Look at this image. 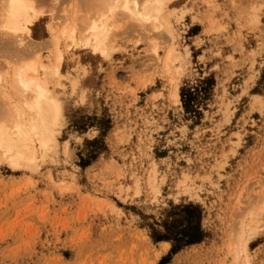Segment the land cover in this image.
I'll use <instances>...</instances> for the list:
<instances>
[{
	"label": "rangeland",
	"instance_id": "374dc122",
	"mask_svg": "<svg viewBox=\"0 0 264 264\" xmlns=\"http://www.w3.org/2000/svg\"><path fill=\"white\" fill-rule=\"evenodd\" d=\"M32 2L30 47L50 66L56 33L78 35L89 12ZM165 14L171 44L120 15L107 58L60 41L56 144L34 170L0 161V264H264V0H174ZM188 225L201 240L171 253Z\"/></svg>",
	"mask_w": 264,
	"mask_h": 264
},
{
	"label": "bare ground",
	"instance_id": "6f19581e",
	"mask_svg": "<svg viewBox=\"0 0 264 264\" xmlns=\"http://www.w3.org/2000/svg\"><path fill=\"white\" fill-rule=\"evenodd\" d=\"M32 1L0 0V48L3 51L2 53L0 51V56H3V53H7L4 57H7L8 60L11 57L14 62L13 65H9L10 63L8 64V62L0 65L4 71L2 73L0 70V161H4L12 171L22 168L36 169L40 158L39 154H44L45 151L56 144V135L63 119V108L56 96L55 88L53 90L49 89L47 79L49 77L54 78L59 74L58 68L62 61V54L60 49H58L60 41L63 42L64 48H67L74 55L79 53L80 50H84L107 58V39L108 35L110 39L113 37L112 35L110 36V33L111 30L115 29L113 20L116 15L122 16L121 18L125 17L126 24H128V20L131 23L128 25L133 24L129 27L124 24L128 29L131 27L136 28L135 25L137 27L143 24L148 26L147 23H150V27L153 24L158 29L166 30L167 36L170 37L168 38L171 39L170 44L174 43L176 39L169 25L168 18L165 16L168 13L165 14V9L174 0H82V3L78 0L79 5H77L76 10L81 11L82 9L83 11L81 12H89V15L86 17L79 16L83 20L87 18L81 24L78 21L80 19L76 18L78 16L75 17L78 21V28L79 24L80 28H82L81 30L79 28L78 35L73 30L74 27L70 28L71 26L69 27L66 24L67 26L61 31L59 30V33H56L58 36H52L54 37L53 46L56 50L55 52L53 50L55 54H52L54 64L48 66L40 61L38 57V51L40 50L35 51L34 42L30 41L31 43L33 42V48L30 47L31 43H29L30 27L42 15L36 10L37 6L35 9ZM80 4H88L90 9L88 7L87 9L89 11H86V6H80ZM38 9L40 10L39 6ZM44 9L47 10V8ZM49 10L51 9L49 8L48 12ZM174 11L177 10L171 12ZM169 15L171 17L170 13ZM75 19L73 22L76 21ZM132 21L136 22V24L134 25ZM73 22L72 25L74 26ZM35 43L38 44V42ZM39 44L41 45V43ZM47 45L49 47L50 43ZM44 46L42 49H44ZM153 49L154 47L151 48V51ZM168 49L162 63L164 67L162 72L164 73L169 70L168 67L172 64L168 65L171 55V59H174L173 53H176L172 48ZM8 54L10 55L9 57ZM41 73L43 78L40 77ZM61 80L64 79L61 78ZM61 82L63 83V81ZM61 82L56 88L62 87ZM173 88V98L176 101L178 100V88L177 86ZM162 245L163 247L164 245L167 246V244ZM238 245L240 251L244 253L246 243L243 242ZM236 258L237 256L234 259L236 260Z\"/></svg>",
	"mask_w": 264,
	"mask_h": 264
},
{
	"label": "trees",
	"instance_id": "16d2710c",
	"mask_svg": "<svg viewBox=\"0 0 264 264\" xmlns=\"http://www.w3.org/2000/svg\"><path fill=\"white\" fill-rule=\"evenodd\" d=\"M181 98L184 108L186 110H188V108L192 110L193 109L192 103L194 102V97L192 96V94L191 93L183 94L182 92ZM192 111L196 112L195 110ZM187 230L190 231V234L187 233L186 236L182 235L181 237L173 240L174 245L172 247L171 253H176L182 247L198 243L201 240V235L199 233V229L197 225H188Z\"/></svg>",
	"mask_w": 264,
	"mask_h": 264
}]
</instances>
